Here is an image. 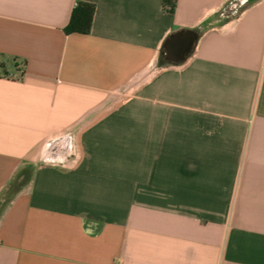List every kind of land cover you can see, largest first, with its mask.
Instances as JSON below:
<instances>
[{
  "label": "crops",
  "instance_id": "crops-1",
  "mask_svg": "<svg viewBox=\"0 0 264 264\" xmlns=\"http://www.w3.org/2000/svg\"><path fill=\"white\" fill-rule=\"evenodd\" d=\"M161 2L0 0V264H264V0Z\"/></svg>",
  "mask_w": 264,
  "mask_h": 264
},
{
  "label": "trees",
  "instance_id": "trees-1",
  "mask_svg": "<svg viewBox=\"0 0 264 264\" xmlns=\"http://www.w3.org/2000/svg\"><path fill=\"white\" fill-rule=\"evenodd\" d=\"M246 0H231L222 12L233 14ZM177 0H162L161 6L167 12L172 13L176 7ZM94 16V5L91 3L77 1L72 7L68 22L64 28L65 34L86 35L90 32ZM163 48L160 49L158 64L164 63ZM32 172V166H28L19 171L13 180L0 193V210H2L19 190L22 183L27 181V176Z\"/></svg>",
  "mask_w": 264,
  "mask_h": 264
},
{
  "label": "water",
  "instance_id": "water-1",
  "mask_svg": "<svg viewBox=\"0 0 264 264\" xmlns=\"http://www.w3.org/2000/svg\"><path fill=\"white\" fill-rule=\"evenodd\" d=\"M197 38L198 34L191 30H180L171 34L163 43L166 60L172 63L183 62Z\"/></svg>",
  "mask_w": 264,
  "mask_h": 264
},
{
  "label": "built area",
  "instance_id": "built-area-1",
  "mask_svg": "<svg viewBox=\"0 0 264 264\" xmlns=\"http://www.w3.org/2000/svg\"><path fill=\"white\" fill-rule=\"evenodd\" d=\"M0 77L6 78V79H14V80H19L22 78L21 74H17V75L9 74L1 69H0Z\"/></svg>",
  "mask_w": 264,
  "mask_h": 264
},
{
  "label": "rangeland",
  "instance_id": "rangeland-1",
  "mask_svg": "<svg viewBox=\"0 0 264 264\" xmlns=\"http://www.w3.org/2000/svg\"><path fill=\"white\" fill-rule=\"evenodd\" d=\"M159 64H156L154 67H152L151 69V72H154L155 70H157ZM136 85V81H132L129 83V85L126 87V89L124 90V92L126 91H129V90H132L133 87ZM130 92V91H129Z\"/></svg>",
  "mask_w": 264,
  "mask_h": 264
}]
</instances>
